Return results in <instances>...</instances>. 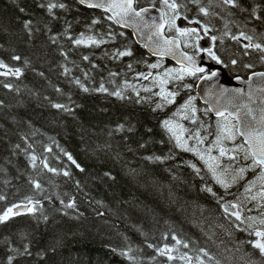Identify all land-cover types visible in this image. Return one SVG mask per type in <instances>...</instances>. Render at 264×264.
I'll list each match as a JSON object with an SVG mask.
<instances>
[{
  "label": "trees",
  "instance_id": "obj_1",
  "mask_svg": "<svg viewBox=\"0 0 264 264\" xmlns=\"http://www.w3.org/2000/svg\"><path fill=\"white\" fill-rule=\"evenodd\" d=\"M16 2L17 0H0V24L19 15L15 8ZM27 2L35 15H43L42 10L36 8L37 0H27ZM69 2L71 3L72 0ZM201 2L207 5L208 0ZM140 3L148 6L152 4V0H140ZM177 3L187 5V9H181L182 17L187 15L190 21L200 20L203 25L209 26V34L214 35L218 32V37L222 36L225 31L224 23L218 17H204L198 14V9L191 0H177ZM155 5L163 8L161 0H155ZM62 15L69 21H73V17H76L78 23L73 21L74 36L80 32L89 35L93 34L87 28L89 19L100 16V11L81 7L80 12L77 13L73 7L71 13ZM109 23L105 21L97 25L95 34L99 36L101 33H106ZM62 24L63 19L55 24L54 31L60 29ZM252 26L250 24L249 28ZM230 27L233 33L237 32L234 25ZM111 28L114 33L123 32L125 35H117L114 40H109L100 48L76 47L69 44L66 39H61L63 50L69 52L67 61L60 55V48L49 45L47 33H37L30 46L18 38L20 33L18 24L14 23L9 28L10 32L15 33L14 35H5L0 31V44L3 45V48H0V59L11 67H20L24 72L19 78L0 76V100L6 105L0 107V195L7 197V200H0V211L12 203H22L27 196L40 198L28 182L30 177L39 179L45 188L44 195L52 197L51 204L47 200L43 201L52 223L30 229L33 234L31 250L34 255L23 258L21 264H131L126 256L120 255L121 251H127L129 245L140 264H185V261L180 259L184 254L193 257V264H196L195 257L199 255L197 249L201 247L207 249L217 259L232 255L236 248L240 247L251 251L248 245L240 243L248 239L247 233L232 228L230 222L221 215L222 209L211 195L200 190L205 183L213 187L214 191H223V189L214 184L205 174L206 169L203 167H200L202 169L200 175L204 176V181H201L186 164L187 161L196 164V161L190 154L174 148V141H169L165 145L158 142L151 143L147 151L140 149L135 154L128 153L124 147H120L119 150L124 158L119 161L109 159L95 151L96 146L104 143L105 140H111L113 144L117 142L123 144L120 140L123 134L117 133L111 138L107 133L114 129L117 123L125 121L136 129L134 133L128 134L130 136L128 142L133 148H136L137 141L141 137L147 139L145 133L148 128L153 129V139L159 141L161 138L159 123L163 118H168L176 107L173 105L164 111L154 110L157 98L153 93L144 91L148 88L147 80L139 74H147L153 70L147 65L157 61V58L135 41L131 31L115 24H112ZM260 31L264 29L257 27V32ZM226 37H223L221 51L228 61L230 58H238L239 68L245 63H252L254 67L251 71L264 70V64L258 59V53L253 52L250 56H244L240 45L227 41ZM104 38L108 39L106 35ZM125 45L133 50V57L112 60L110 56L104 55L105 52L111 53L116 48L122 49ZM36 53H47V55L38 61ZM82 53L90 55L91 63L81 60ZM13 54L28 58L30 65L26 67L22 61L12 60ZM72 61H75L78 67L74 66ZM166 62L174 64L169 60ZM62 63H67L70 69L68 77L61 75L62 69L59 65ZM129 63L132 64L131 69L127 67ZM93 64L97 67L93 68ZM37 71H44L48 80L60 87L66 95L56 94L48 81L36 74ZM84 72L88 73L87 77L84 76ZM110 72H115L117 75L111 76ZM72 78H79L90 91L83 92L78 85L70 82ZM5 82L18 86L20 93L5 89L3 87ZM185 82L193 83V88L190 92L182 87L179 89L184 99L189 94L196 95V80L186 78ZM101 83L109 92L120 90L125 98L121 100L108 93L95 91L94 89H97ZM176 84L177 82L174 81L170 87L177 90ZM137 91L140 93L139 97L136 96ZM36 93H39V96ZM45 96L69 103L76 109L75 116L59 114L57 110L48 106ZM21 99L25 102L23 106L18 104V100ZM178 102H181L179 98ZM28 122L31 123V127L28 126ZM23 136H26L27 140L22 139ZM16 144H20L21 149L28 144L33 145L35 154L41 158L47 157L51 167L69 169L77 179L87 181L84 191H78L74 183L62 175L58 176L42 169L39 160L37 169L33 170L24 152L15 149ZM47 147H51L52 151L47 152ZM61 149L70 152L87 172L79 173ZM170 149L175 159L165 164H153L141 158L153 153L168 155ZM130 168L139 170L141 175L136 177L129 175ZM108 169H111L117 177L110 188L96 186L91 182L88 173L94 174ZM174 175L179 179L174 180L172 178ZM230 191L242 200L241 193L235 189ZM65 193L76 196L79 211L83 213L79 219L71 218V211L69 217L54 211L56 207L62 208L56 197L67 199ZM114 195L132 200L134 206H139L113 215L96 204L97 200L103 201L104 204H112ZM229 197L231 195L227 199ZM148 209L152 211L148 212ZM97 211H104L105 215L99 216ZM260 211L264 210L257 209L256 213L259 214ZM30 225H33V221L29 214L15 217L7 226L0 224V264H5V237L13 236L20 229ZM140 225L143 226V232L137 231ZM228 231L233 233L232 236L228 235ZM54 235L63 238V245L55 254L49 253L46 259L37 257L35 253L47 248ZM173 235L189 246L184 248L182 245H177L172 239ZM209 236L211 240L208 239ZM148 244L156 247H163L164 244H168L170 248L174 246L176 250L171 254L176 259L169 261L167 257L160 256L155 248H149ZM236 255L239 256V253ZM252 258L259 260L256 255Z\"/></svg>",
  "mask_w": 264,
  "mask_h": 264
},
{
  "label": "snow or ice",
  "instance_id": "obj_2",
  "mask_svg": "<svg viewBox=\"0 0 264 264\" xmlns=\"http://www.w3.org/2000/svg\"><path fill=\"white\" fill-rule=\"evenodd\" d=\"M191 2L198 9V14L204 17H218L223 21L225 31L220 37L221 41L224 36L230 37L237 44H242L244 56H250L253 52L258 53V59L264 64V31L257 32V27L264 29V0H208L207 5L203 4L201 0H191ZM161 3L163 8L161 9V16L157 20L154 17H149V7L142 5L140 0H72L71 3L69 0H37L36 8L42 10L43 15H35L27 0H17L15 8L19 15L6 23L0 24V31H3L5 35H14L15 33L10 32L9 28L14 23L18 24L20 30L18 38L27 42L30 46L37 33H47L49 45H56L60 48V55L67 61L69 52L63 50V46L60 44L61 39H66L69 44L76 47L100 48L102 45L108 43L109 40H114L117 35H125L123 32H113L111 25L115 24L124 28H132L138 36H141L145 40V47L153 55L161 58L172 55L179 67L166 68L155 76H153L151 71L147 74H139L145 80L152 77L153 85L158 88V91H153L152 88L144 89L145 92H151L157 98L154 110L164 111L169 106H176L171 115L168 118H163L159 123L161 129L160 140L155 141L153 139V129L148 128L145 133L147 139L141 137L137 141L136 148H133L128 142L130 140L128 134L134 133L136 129L131 123L125 121L117 123L116 127L107 133L111 138H114L117 133L123 134L120 137L123 144L120 142L113 144L111 140H105L104 143L96 146L95 151L107 156L109 159L119 161L124 158L119 150L120 147H124L128 153L135 154L140 149L147 151L151 143L158 142L165 145L169 141H174V148L186 153H193L199 160L203 161L206 167L205 174L220 189H223V191H214L213 187L205 183L200 190L211 195L218 207L222 209L221 215L230 222L232 228L241 233H247L248 239L242 240L240 243L241 245H248L251 249V251H246L242 247L236 248L235 253H232V255L223 259H217L207 249L201 247L197 249L199 255L195 257L196 264H264V211H260L258 215L245 216L244 208L242 207V204L247 201L256 202L259 209H264V71L252 72L251 76L246 80L237 76L236 79L246 85V88H227L221 85L218 91H213L216 87L215 83H213L211 88L206 89L208 99L205 100V103L209 106L203 109L202 115L208 117L210 113L215 114V139L210 148L201 150L198 146L204 144L207 137H202L199 130L190 133L189 136H185L188 129L183 124L177 123L175 119L176 117H180L183 120L190 121L192 124H197L199 121V128H203L205 124L204 121H200L197 115L201 110L195 104L196 97L189 94L187 95V99H184L181 97L179 89L182 87L187 92L192 90L193 83L185 82L186 78H193V80L198 81H214V78L220 75L219 71H215L211 67L201 66L197 61L198 54L205 53L217 65L228 67V64L225 63V59L215 49V42L218 39L216 35L211 36L212 47H203L200 42L204 37L201 35L199 27H182L178 24L181 18L188 20L187 15H183V17L181 15V9H187V5L177 3V0H161ZM155 6V0H152L151 7L155 8ZM73 7H75L77 13L80 12L81 7L87 10L100 11V16L90 17L87 25V28L93 34L86 35L85 32H80L77 36L72 34L74 29L73 21H76V17H73V21H69L62 14L71 13ZM237 17L239 19H235ZM61 19H63L61 28L54 31L55 24L59 23ZM105 21L110 22L108 31L97 36L95 34L96 26L101 25ZM76 22L78 23V21ZM191 23L199 26L200 20H193ZM250 24L253 25L251 28H249ZM230 25L236 27V33L232 32ZM165 29L170 33H174V35H166ZM209 31V26L205 24L203 32L207 34ZM105 35L108 39L104 38ZM182 44L185 48L191 49L192 54L181 50ZM0 48H3L2 44H0ZM35 55L39 61L44 59L47 53H36ZM104 55L110 56L112 60H116L118 58L133 57L134 52L129 46L125 45L122 49L116 48L111 53L105 52ZM11 59L18 62L22 61L26 67L31 63L28 58H24L19 54H13ZM81 60L91 63L90 55L87 54L82 53ZM72 63L78 67L75 61H72ZM229 63L235 66L239 63V59L230 58ZM147 66L149 69L155 70L161 68L162 64L157 61ZM59 67L62 69L61 75L68 77L70 69L67 63H62ZM92 67L96 68L97 65L93 64ZM127 67L131 69L132 64L129 63ZM243 67L252 69L254 64L245 63ZM0 69H4V71H0V76L19 78L24 75L20 67H11L2 59H0ZM33 70L35 71V69ZM36 74L40 78L47 80L56 94L61 96L66 95L60 87H57L48 80L44 71H37ZM83 74L85 77L88 76L87 72ZM110 75L116 76L117 73L110 72ZM253 78H258V80H254ZM174 81L177 82V90H172L169 87ZM70 82H74L85 93L90 91L79 78H72ZM3 87L9 91L20 93V88L13 83L5 82L3 83ZM94 90L108 93V95L115 96L121 100L125 98L120 90L109 92L103 83ZM29 94H31L30 90ZM36 95L39 96V93H36ZM136 96H140L138 91L136 92ZM178 98L181 102H178ZM44 99L48 102V106L57 110L59 114L75 116L76 109L69 103L59 102L51 96H45ZM68 99L70 100L71 97L69 96ZM24 103L22 99L18 100V104L21 106ZM5 106L4 101L0 100V107ZM28 126L31 127L30 122H28ZM207 126L208 128H212L211 123H208ZM165 134H167V139H165ZM22 139L27 140V137L23 136ZM189 139H194L197 147L191 146ZM238 140L239 142H237ZM226 142H230L232 147H226ZM15 149L24 152L33 170L37 169V161L39 160L42 169L58 176L62 175L67 180L72 181L78 191L83 192L87 186V181L77 179L71 170L66 168L61 170L51 167L47 157L41 158L35 154L33 145L28 144L25 148L21 149V145L16 144ZM213 149L218 150V156L211 155ZM46 151L51 152V147H47ZM61 151H63L67 160L79 173L85 174L87 172L85 167L70 152L63 149ZM241 154L244 161L250 162L246 167L236 169L231 164L228 167H224L220 163V158L222 157L228 156L230 161H236L237 155ZM141 158L153 164H165L169 160H174L175 155L170 149L168 155H164L163 153L156 155L153 153ZM186 164L201 181H204V176L200 175L202 171L200 167H197L191 161H187ZM257 169H259L258 173ZM249 171L252 173L253 179L246 178V173ZM128 174L136 177L141 175V172L135 168H130ZM88 176L94 185L106 188H110L117 180L116 175L113 174L111 169L94 174L88 173ZM172 178L174 180L179 179L175 175ZM241 180H246V185H241L244 187V199L236 198L235 202L234 200L227 199L228 196L235 195L230 190ZM28 182L33 186L40 198L27 196L22 203H12L0 211V224L5 226L15 217L25 214H29L30 219L33 221V225L20 229L13 236L5 237V264H21L23 258L33 256L34 253L31 250L33 234L30 229L32 227L39 228L41 224L47 226L52 223L48 210L43 203L44 200H47L51 204L52 197L44 195L45 188L39 179L30 177ZM258 183L259 190L254 192L253 189L256 188ZM169 195H172L171 191ZM65 196L67 199L60 196L56 197L58 204L62 205V208L56 207L54 211L62 213L64 217H69L71 211V218L79 219L83 216V213L79 211L76 196L69 193H65ZM0 200H7V197L0 195ZM96 204L102 206L108 213L113 215L127 212L129 209L139 206H134L132 200L123 199L115 195L113 196L112 204H104L101 200H97ZM247 210L251 211V209ZM151 211L152 209H148V212ZM97 215L104 216L105 212L97 211ZM241 225H244V227H241ZM137 231L143 232V226L140 225ZM232 234L231 231H228L229 236H232ZM15 237H18V239ZM165 239H167V236H165ZM172 239L177 245H182L184 248L189 246L188 243L175 235L172 236ZM208 239L211 240V236ZM62 245L63 238L54 235L48 247L36 252L35 255L41 259H46L49 253L55 254ZM147 246L155 248V251L160 256L167 257L169 261L176 259L171 254L176 250L174 246L171 248L168 244H164L163 247H156L153 244H148ZM113 251L115 250L113 249ZM133 253L134 250L129 245L127 251H121L120 255L126 256L131 264H140L137 256ZM236 253H239V256ZM253 255L258 256L259 260L253 259ZM180 259H183L185 264H193V257L187 254L182 255Z\"/></svg>",
  "mask_w": 264,
  "mask_h": 264
},
{
  "label": "flooded vegetation",
  "instance_id": "obj_3",
  "mask_svg": "<svg viewBox=\"0 0 264 264\" xmlns=\"http://www.w3.org/2000/svg\"><path fill=\"white\" fill-rule=\"evenodd\" d=\"M214 35H216L218 37V32H215ZM226 39H227V41L229 40V41L235 42V41L231 40L230 37H228V36L226 37ZM238 45H240V47L242 48V44H238ZM222 46H223L222 41L218 37L217 41L215 42V49L218 51V54H220L222 56V58L225 59V63L228 64V67H225L224 65H219V67L224 69V70H226L227 73L229 74V76L231 78H233V79H235L237 76H239V77H241V78H243L245 80L248 79V77L250 76V74L253 71H251V69H246L244 67L239 68V67H237V65H235V66L231 65L229 63V61L226 59V57H224L223 54H222V51H221ZM212 62L215 64L214 61H212ZM213 70L217 71V69H213ZM197 83H198V80H196L195 86L197 85ZM195 93H196V91H195ZM194 96L196 97L195 104H196L197 108H199L201 110L197 115L199 116L200 121H204L205 122L204 127L203 128H199L198 127L199 121H198L197 124H192L190 121L183 120L180 117H177V119L179 118V122L181 124H183L186 129H188V132L185 133V136H189L190 133L199 130L202 137H207V139L205 140L204 144L198 146L201 150H203V149H206V148H210L211 145H212V142L215 139L214 132H215V119H216V117H215L214 113H210L208 117L203 116L202 115L203 109L205 107H208V106L207 105H203V103L200 101L197 93ZM185 99H187V98H185ZM208 123L212 124V128H208V126H207ZM237 142H239V140ZM189 143L194 145V147H197L196 142H195L194 139H189ZM225 146L228 147V148H231L232 144L230 142H226ZM187 153L190 154L192 156V158L200 166H203L204 168H206L204 166L203 161L199 160V158L197 156H195L191 152H187ZM211 155L218 156L219 155L218 150L213 149L212 152H211ZM220 163L224 167H228L229 164H231L233 166V168L238 169L239 167H246L247 164L250 163V162L244 161L243 158H242V154H241V155H237L236 161H230L228 156L222 157V158H220ZM258 172H259V169H257V173ZM246 178L247 179H253L254 177H253L252 173L249 171L248 173H246ZM241 185H246V180H241L232 189H235L238 193H241L242 194L241 198L243 200L245 194H244V187H242ZM258 190H259V183L257 184L256 188L253 189V191L255 192V191H258ZM236 198L240 199V197H229V200H234V202H235ZM246 202L247 201H245L244 204H242V207L244 208V215H245V212L247 211L246 209H251L252 213H256L257 209L258 210H262V209H259L257 203L249 202V204H248Z\"/></svg>",
  "mask_w": 264,
  "mask_h": 264
},
{
  "label": "water",
  "instance_id": "obj_4",
  "mask_svg": "<svg viewBox=\"0 0 264 264\" xmlns=\"http://www.w3.org/2000/svg\"><path fill=\"white\" fill-rule=\"evenodd\" d=\"M146 7H149L150 11H149V17H154L156 18L157 20H159V17L161 16V7H157L155 6V8H152L151 5L150 6H146ZM178 24H180V26L182 27H199L200 30H201V35L204 37L202 40H201V45L203 47H212L213 46V42L211 41V36L208 35V34H205L203 32V25L200 23V25H195L193 23H191V21L189 20H184L183 18H181L180 21H178ZM121 27V26H120ZM123 29H127L129 31L132 32L133 36H134V39L137 43H139L140 45H143L145 47V40L141 37V36H138L134 30L132 28H124V27H121ZM165 34L168 35L166 33V29H165ZM169 36H172V35H169ZM145 49L154 57H158V56H155L153 55L150 50L145 47ZM181 50L183 51H187L183 44L181 45ZM189 54H192L191 52L187 51ZM158 58H161V57H158ZM165 59H168L172 62H174L175 64H177V61L176 59L173 58L172 55H168V56H165L163 57ZM197 61L198 63H200L201 66H204V67H211L212 69H217V71H219L220 75L217 77V78H214V81H198L197 85H196V92L197 94L199 95L200 97V100L204 103H205V100L208 99L207 97V93H206V89L208 88H211L213 83H215L216 87L213 89V91H218L219 87L222 85L223 87H227V88H236V87H245L246 88V85L242 84L239 80L237 79H231L228 75V73L219 67V65L217 64H213L210 60V58L205 54V53H200L197 55ZM178 65V64H177ZM179 66V65H178ZM257 72H262V71H257ZM254 80H258V78H253ZM208 105V104H206ZM209 106V105H208Z\"/></svg>",
  "mask_w": 264,
  "mask_h": 264
},
{
  "label": "rangeland",
  "instance_id": "obj_5",
  "mask_svg": "<svg viewBox=\"0 0 264 264\" xmlns=\"http://www.w3.org/2000/svg\"><path fill=\"white\" fill-rule=\"evenodd\" d=\"M161 64H162V67L161 68H159V69H156V71L154 72V71H151L152 73H153V76H155L157 73H161V72H163V70L164 69H166V68H172V67H176V66H172V65H168V64H166V63H164L163 61H159ZM146 86L148 87V88H152L153 90H155V91H158V88H156L154 85H153V83H152V77H150L148 80H147V82H146ZM169 87H170V85H169ZM171 88V87H170ZM172 89V88H171ZM173 90V89H172ZM176 119V121H177V123H180L179 122V118L177 119V118H175ZM181 124V123H180ZM190 144V143H189ZM191 146H193L194 147V145H192V144H190ZM231 197H239V196H237V195H234V196H232L231 195ZM246 203H248L249 204V202H246ZM254 203H256V202H254ZM247 210V209H246ZM248 215H258L257 213H252V211H246L245 212V216H248Z\"/></svg>",
  "mask_w": 264,
  "mask_h": 264
}]
</instances>
